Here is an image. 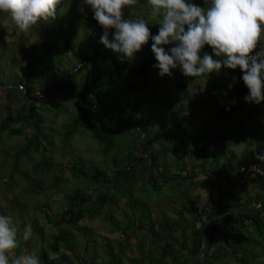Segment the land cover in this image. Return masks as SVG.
I'll use <instances>...</instances> for the list:
<instances>
[{
    "label": "trees",
    "instance_id": "1",
    "mask_svg": "<svg viewBox=\"0 0 264 264\" xmlns=\"http://www.w3.org/2000/svg\"><path fill=\"white\" fill-rule=\"evenodd\" d=\"M188 2L205 8L210 4V0ZM150 11L148 0H138L136 5L126 6L122 10V19H143L147 24L150 21V33L156 35L160 27L159 18L152 19ZM57 12L54 20L42 23L41 40L37 39L34 26L29 31H22L9 13L0 11V148L12 139H23L21 146L12 148L11 152L3 150V167L0 166L1 176L5 178L3 188L11 193L18 187L15 172L20 170L29 175L22 168L24 165H30L34 174L53 175L47 187L40 186L44 193L58 188L60 183L59 190L64 187L62 208H55L50 211L53 215L48 212L42 218L43 225L56 233L47 235L45 241L40 227L42 236H39L40 244L34 255L39 257L41 264H192L201 255L202 238L211 215L209 211L194 207L195 190L210 189L214 176L217 195L212 198V206L215 209L226 205L248 208L258 205L264 189V123L261 121L264 118V102L259 105L246 102L244 97L249 90L241 79L242 71L222 67L219 74L211 73L208 79L206 75L193 78L204 85L208 94L209 102L204 107L209 104L214 106L211 109L212 118L197 126L194 121L199 118V113L196 103L190 101L187 93L189 85L186 77L181 73L178 75L180 69L177 68L172 70L170 77L166 76L169 81H159L158 78L162 77L153 67L157 61L151 51V38L135 54V59L129 60L100 43L104 29L93 18L94 12L90 6L86 5L84 21L81 20L82 36L72 42V26L65 29L60 28L59 24L72 23L73 11L69 13L64 4L57 6ZM114 32L115 29L109 30V40ZM45 37L48 39L45 40ZM34 39L36 42L31 41ZM26 42L30 43L29 52L27 49L22 51ZM172 46L165 48L168 50ZM261 47H264V41L258 43L254 52H260ZM204 49L208 54L211 51L208 45ZM49 50L55 51V54L45 58ZM17 51L22 54L20 60L16 59L19 56ZM12 52L20 68L14 67L22 72V80L18 81L15 90L25 92L29 98L37 80L36 96H39L37 100H34L35 96L33 101L24 102L18 107L4 101L11 89L7 88L9 83L5 77V66L8 58L9 68L13 66ZM203 54L201 51V58ZM213 58L217 59L215 56ZM175 75L179 77L177 81H174ZM230 84H233L231 89ZM60 86L67 88L74 113L62 125V132L57 134L61 142L58 149L65 150L76 135H88L100 148L103 157L101 165L95 166L89 161H68L53 168L52 156L48 154H52L57 147L52 131L47 129V125L52 123L51 116L43 112L48 108L45 97L51 92L44 95V87H47L46 91H49L48 87L54 91ZM60 106L54 107L53 112L57 114L61 111ZM255 109L262 114L260 118ZM154 110L158 111V115L154 116L153 122ZM254 123L257 124L255 129L252 128ZM48 131L51 136L47 135ZM247 131L249 137L246 136ZM117 136H123L129 145L128 150H121ZM163 141H166V147L158 148L160 152L153 150ZM231 143L242 144L248 150L244 160L237 159L229 150ZM131 148L133 151L125 164L127 151ZM114 151L117 152L116 157L111 159L110 154ZM169 153L174 158L169 159ZM149 158L153 163V179L148 175ZM137 159L140 161L135 163ZM222 160L223 170L220 168ZM234 161L236 168L232 163ZM251 166L258 172L250 171ZM216 167L218 170H215ZM61 169L67 170L79 184L67 187L64 179L60 182L57 176ZM193 174L207 175L202 179L185 180ZM153 180L161 184H154ZM136 182H140L139 186L143 188L155 189L166 184L170 188L172 186L173 193L178 191L177 195L181 197L178 204L182 210L172 218L180 221L178 227L171 224L175 223L172 219L163 216L159 221L154 220L151 207L142 201L133 206L131 204V215L124 212L129 224L121 227L113 212L117 208L120 210L118 203L123 199L125 204L131 201L129 191ZM247 183H251L249 188L246 187ZM126 187L129 191L125 190ZM238 188L244 191L242 195H238ZM111 204L114 207H109ZM40 206L46 212L48 205ZM105 210L109 211L105 213L104 222L110 226L111 232L123 239L116 243L119 250L115 253L112 244L103 238L106 258L88 263L79 254L75 239L79 234L78 229L82 232L86 229L79 223L96 218ZM183 211L191 215L192 226H188L184 220ZM135 215L137 225L132 223ZM188 227L189 238L185 237ZM132 237L137 240L135 253L129 250ZM146 241L150 245L148 249ZM19 255L12 251L9 264H13L14 256ZM225 260L233 264H264V210L254 216L227 215L218 221L202 264H222Z\"/></svg>",
    "mask_w": 264,
    "mask_h": 264
},
{
    "label": "clouds",
    "instance_id": "2",
    "mask_svg": "<svg viewBox=\"0 0 264 264\" xmlns=\"http://www.w3.org/2000/svg\"><path fill=\"white\" fill-rule=\"evenodd\" d=\"M137 2L84 0L104 29L100 43L105 48L132 60L151 38V51L157 61L153 67L162 78L170 77L177 68L185 77L206 75V79L211 73L219 74L222 67L239 68L249 90L244 100L256 105L264 102V47L252 55L258 43L264 41V0H210L206 8L188 0H148L150 17L159 18L156 35H151L143 19H122V10ZM60 3L61 0H0V11L9 13L20 30L29 31L41 21L54 20ZM79 11L83 14L84 8ZM110 29H115L111 40ZM169 45L173 46L166 50L165 46ZM205 45L211 47L213 54L205 52L201 58ZM31 235V226H26L23 239L28 240ZM17 237L18 229L13 226L12 218L0 215V264H9V254L17 247ZM13 264L41 262L37 255L27 254L16 258Z\"/></svg>",
    "mask_w": 264,
    "mask_h": 264
},
{
    "label": "rangeland",
    "instance_id": "3",
    "mask_svg": "<svg viewBox=\"0 0 264 264\" xmlns=\"http://www.w3.org/2000/svg\"><path fill=\"white\" fill-rule=\"evenodd\" d=\"M64 4L67 5L69 13H72L71 11H73V14L71 16V18H73V21L72 23L71 21H69V25L66 23H60L59 27L60 28L63 27L67 29L68 26L69 28H71L72 26V33L71 31H69L72 34V37L70 39V42H72L74 39L80 38L82 36L83 31L81 29V26L83 24L81 20L83 19L84 21L85 13L81 14L79 9L83 7L84 10H86V5L84 4V0H61V3L59 5H64ZM142 16H144L147 20H150L144 14ZM43 22L45 21H41L40 23L34 26L35 27L34 32L37 34V39L40 38L41 40L43 38V35L40 33L41 31L40 27ZM151 24L152 22L149 21L148 27L151 26ZM47 39L48 38L45 37V40ZM66 39L62 38L61 40H66ZM31 41L36 42V39L31 40ZM28 42H30L29 37H28ZM28 42L25 43L22 51L27 49V51L29 52L28 48L30 47V43ZM14 43L19 44V45L21 44L17 42H14ZM44 43H41V45ZM210 50L211 51L209 52V54L210 53L212 54L213 50L211 49V47H210ZM201 51H203V53L206 52L204 48ZM18 53H19V56L16 59L20 60L22 58V54H20V52ZM54 54H55V51L49 50V53L46 54L45 58H49L50 56ZM11 55H12V59L16 57L15 54L13 55V52L11 53ZM59 57L61 56L59 55ZM16 59L12 61L13 66L9 68V64H8L9 58H8V60L6 61V66H5V69H6L5 77H6V81L9 83L7 88H11V89L5 95L4 101H8L13 107L21 106L24 102L33 101L32 99L38 94L37 80H35L34 82L35 87L30 92L29 98L26 97L25 92L21 91L22 93H20L15 90L16 88H18V86L16 85L18 81L22 80L21 78L22 72L18 69L20 68V66L18 63H16ZM14 65H16V67L18 68L14 67ZM179 73L182 74L181 70H178V75H180ZM16 75L18 76L16 77ZM178 75H175L176 79H174V81H177L179 79ZM158 79L161 83L169 81V79L166 76H164V78H158ZM186 79L189 85L187 93L191 98L190 101L196 103L197 110L199 113V118L195 120L194 123L197 126H201L207 119L212 118L211 109L214 106H212V104H209V105H206V107H204L205 104L209 102L208 100L209 98H207L208 94H206L207 92H206V89L204 88V85H202L201 83H198L193 78L186 77ZM48 89L49 91H46L47 87H44V90H45L44 95H47L49 92H51V95L45 97L48 108L44 109L43 112H44V115L51 116L50 121H52V123L47 125V129L52 131L53 142L55 143V146L57 147L61 143L59 141V138L57 137V134L62 132V128H61L62 125L67 123V120L70 117V115L74 113L73 112L74 107H73L72 100H68L67 88L60 86L59 88H54V91L52 90L51 87H48ZM38 98L39 96L38 97L36 96L34 100H37ZM59 105H61L59 107L61 111H59L56 114V111L53 112V108ZM255 111L258 112V109H255ZM157 112H158L157 110H154L152 112L151 121L154 122V116L158 115ZM257 116L258 118H260L262 114L258 112ZM261 121L262 123H264V118ZM256 127H257V124L254 123L252 128L255 129ZM248 132L249 131H247V133ZM49 134L50 136L52 135L48 131L47 135ZM248 135L249 133L246 136ZM122 139H123V136L116 137V140L118 141V146L121 148V150L123 149L128 150L129 145L124 139L123 140ZM22 142H23L22 138L12 139L11 141H8L7 145L2 146L0 148V166H1L2 161L4 160V159L1 160V158H3L2 157L3 150L7 149V151L11 152L12 148L17 147V146L20 147ZM166 146H167L166 141L165 142L163 141L160 145H156L153 150L160 152L158 148H164ZM58 148L59 147H57V149L55 148L52 154L50 153L48 154L49 156H52L51 160L53 162V166H54L53 168H56L58 167V165H62L68 161H78V162L89 161L95 166H99L101 165V163H103V157L100 152L99 146L88 135H81V134L76 135L75 137H73L70 145L67 148H65V150L63 149L59 150ZM229 150L232 151L235 154L236 158L239 160H244L247 154V151H248V150H245L242 144H238V143H231L229 146ZM130 151H127L128 152L127 155L129 154ZM116 153L117 152L114 151V153L110 154L111 159L116 157ZM168 158L172 159L174 157L171 153H169ZM139 161L140 159H137L135 163ZM232 163H233V166L236 168L237 166L236 161ZM125 164H126V159H125ZM223 164L224 162L222 160L220 162V165H221L220 168L222 170L224 169ZM7 166H8V163H7ZM22 168L26 172H28L29 175L24 174V172H21L20 170L15 172L14 179H15V182L18 183V187H15L11 191V193H9L3 188V183L5 181V178L1 176V172H0V215L10 216L13 221V226H15L18 229L17 247L13 250V253L20 254L19 256L36 253V251L38 250V245L40 244L39 241L41 240L39 239L40 238L39 236H42V233L40 234V231H39L40 227H42V231L44 234L42 237H43V240L45 241L47 239L46 238L47 235L56 233L54 229H51L43 225L42 218L45 217L46 213L48 214V212L50 213V215H53V213L50 212V211H53V209L56 208V210H60L62 208L63 206L62 195L64 193L63 192L64 187L61 190H59L61 183L58 186V188L47 190L44 193L42 189H40V186L44 185V187L45 186L47 187L52 182L53 175L52 174L45 175L42 173L34 174V172L30 168V165L28 166L24 165L22 166ZM250 169L251 171H253L254 166H251ZM215 170H218L217 167ZM59 171L60 172H59V175L57 176V179H59L60 182H62L64 179L66 181L67 187H73V186H76V184H79V182L73 179V177L67 170L61 169ZM255 171L257 172V170ZM202 175L201 176L198 175L196 178H199V179L205 178L207 174H204L203 176ZM190 176H194V174ZM212 177H213L212 179L213 185L210 189L202 190L198 188L193 193V196L196 197L194 207H196L199 210H206L209 212L213 210L212 205L210 203L209 191H211L212 195L215 198V196L217 195L216 193L217 182L214 179V176ZM157 184H161V183L158 182ZM139 185H140V182L138 183L136 182L134 187L131 189V191H129V188L127 187L125 188L126 191L130 192L131 197L129 198L131 201H128V203L125 204V200L123 199L122 201L118 203V207L120 208V210L117 208V210L113 212V214L115 215L121 227L124 228L126 224H129L128 220L124 218V212L131 215V212H130L131 204L133 206L134 204H136V202H139V201H142L151 207L152 217L156 221L161 220L162 216L168 219L175 218L176 214L182 210V208L179 206L180 204L179 201L181 200V197L179 198V195H177L178 194L177 190H175L174 193L172 192V189H171L172 186L170 188V185L163 184L161 185V187L154 189L152 187L143 188ZM250 186H251V183L246 184V187L249 188ZM237 190L238 192L240 191L239 192L240 194L238 195H242L244 193V191L241 192L242 188H238ZM40 205H48L46 212H44L42 208H39L41 207ZM109 207H114V205L111 204L109 205ZM108 211L105 210L104 212H101L100 215L97 216L96 218L85 219L81 221L79 225L86 228L84 229V232H82L80 229H78L79 231L78 235H76V233L73 232L76 235L75 239L77 242V247L79 248L78 252L81 256L85 257L88 263H92V260H95L96 262H100V260H103L106 258V247H104L105 240H103V238H106V240L112 244L115 253H117V251L119 250L118 245L116 243L122 241L123 238L119 234L111 232L110 226L103 220V218L105 217V213H107ZM109 214L111 213L109 212ZM183 218L189 224L188 226H192L191 225L192 217L188 212L183 211ZM133 220L134 221H132V223L137 225L138 224L137 215H135ZM172 220L175 223L171 222V224H173L175 228L178 227V225H180V221L177 222L176 219H172ZM29 225L32 228V235L29 237L28 240H24L23 239L24 229L26 226H29ZM69 230L72 232L71 229ZM86 234H88V236L91 235V237L90 236L88 237ZM189 236H190V227H188L185 230V237L189 238ZM173 237H176V236H173ZM176 238H179V237H176ZM89 239H92V240L88 242ZM252 239L254 240V238ZM146 244H148V241H146ZM130 245L131 247L129 248V250L135 253L136 248H137L136 238L134 237L131 238ZM144 246L146 247V245ZM149 246L150 245L148 244L147 249ZM153 247L155 248L156 244L153 245ZM258 249L261 250L260 246L258 247ZM18 257L14 256L13 261ZM222 264H233V263L225 260L223 261Z\"/></svg>",
    "mask_w": 264,
    "mask_h": 264
},
{
    "label": "water",
    "instance_id": "4",
    "mask_svg": "<svg viewBox=\"0 0 264 264\" xmlns=\"http://www.w3.org/2000/svg\"><path fill=\"white\" fill-rule=\"evenodd\" d=\"M92 89V93L94 91L93 87ZM94 95V94H93ZM133 149H131V151L129 152L127 158H126V163L129 159L130 154L132 153ZM149 161V167H148V175L151 179H153L152 173H153V163H152V159H148ZM197 177V174H195L194 176H191L189 178H186L185 180H192L195 179ZM184 179H182L181 181H183ZM154 184H157L158 182L153 180ZM209 196H210V203H212V198L213 195L211 193V191H209ZM264 210V189L263 192L261 194L260 200L258 202V205L256 207L253 208H248L245 206H236V205H226L223 206L219 209H214L210 212L211 215L209 217V219L206 222V226H205V230H204V235L202 238V252L200 257L196 258L192 264H202L203 261L206 259L207 257V253H208V249H209V245H210V241H211V237L215 231V227L216 224L218 223V221L227 215H244V216H254L259 214L260 212H262Z\"/></svg>",
    "mask_w": 264,
    "mask_h": 264
},
{
    "label": "built area",
    "instance_id": "5",
    "mask_svg": "<svg viewBox=\"0 0 264 264\" xmlns=\"http://www.w3.org/2000/svg\"><path fill=\"white\" fill-rule=\"evenodd\" d=\"M258 53V51H255L254 53H253V56H255L256 54ZM255 170V168L253 169V171ZM250 171H251V169H250ZM257 172H258V170H257Z\"/></svg>",
    "mask_w": 264,
    "mask_h": 264
},
{
    "label": "flooded vegetation",
    "instance_id": "6",
    "mask_svg": "<svg viewBox=\"0 0 264 264\" xmlns=\"http://www.w3.org/2000/svg\"><path fill=\"white\" fill-rule=\"evenodd\" d=\"M212 208H214V206H212ZM215 209V208H214Z\"/></svg>",
    "mask_w": 264,
    "mask_h": 264
}]
</instances>
